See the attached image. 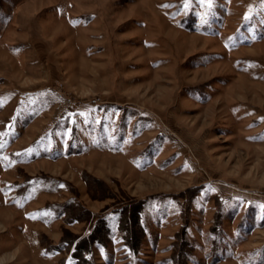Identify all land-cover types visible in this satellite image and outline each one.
Segmentation results:
<instances>
[{
	"label": "rangeland",
	"instance_id": "rangeland-1",
	"mask_svg": "<svg viewBox=\"0 0 264 264\" xmlns=\"http://www.w3.org/2000/svg\"><path fill=\"white\" fill-rule=\"evenodd\" d=\"M0 264H264V0H0Z\"/></svg>",
	"mask_w": 264,
	"mask_h": 264
}]
</instances>
